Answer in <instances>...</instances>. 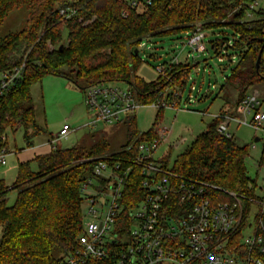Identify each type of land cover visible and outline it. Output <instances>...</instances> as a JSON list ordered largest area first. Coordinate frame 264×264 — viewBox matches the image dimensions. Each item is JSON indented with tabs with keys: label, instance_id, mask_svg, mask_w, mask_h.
I'll return each mask as SVG.
<instances>
[{
	"label": "trees",
	"instance_id": "16d2710c",
	"mask_svg": "<svg viewBox=\"0 0 264 264\" xmlns=\"http://www.w3.org/2000/svg\"><path fill=\"white\" fill-rule=\"evenodd\" d=\"M137 1L141 9L130 8L128 0H0V28L17 9L25 8L29 14L24 29L0 36V74L25 64L22 81L0 102V131L22 128L27 148L31 147V140L42 133L31 88L47 76L72 81L82 90L107 82L127 83L142 105L162 100L161 94L167 91L183 90L190 70L198 63L192 67L175 65L156 81L147 83L137 75L143 63L139 45L147 35L183 37L194 32L197 23L202 24L204 31L230 28L235 33L233 45L217 43L238 55L237 66L225 84L237 92L236 109L253 87L264 82V11L256 10L254 18L248 19V5L253 0H151L150 4ZM67 8L77 10L76 15L62 17L60 11ZM80 20L89 23L84 26ZM64 31L67 44L63 42ZM213 49L219 55L220 50ZM162 114L158 110L156 120ZM123 123L127 144L123 151L111 155L114 157L128 156L126 149L132 144L136 154L139 143L147 136L152 138L151 132H139L135 115ZM221 123L222 119H213L170 168L185 178L252 196L258 184L247 176L250 148L222 137L217 132ZM106 136L104 132L93 133L88 149L55 148L33 162L19 163L13 186L18 194L12 207L6 201L10 188L0 180V264H56L72 251L84 227L81 182L96 165L90 159L109 156ZM170 153L171 150L164 158L165 167H169ZM263 165L264 147L260 166ZM139 176L126 187L127 208L146 196ZM215 197L229 200L224 194ZM55 250L60 258L55 257ZM115 260L111 255L87 264H116Z\"/></svg>",
	"mask_w": 264,
	"mask_h": 264
},
{
	"label": "built area",
	"instance_id": "2783aa9c",
	"mask_svg": "<svg viewBox=\"0 0 264 264\" xmlns=\"http://www.w3.org/2000/svg\"><path fill=\"white\" fill-rule=\"evenodd\" d=\"M261 1L264 0H253L248 5V19L254 18ZM128 5L132 9L142 8L137 0H128ZM76 13L73 8L60 11L65 19ZM80 23L86 26L89 21ZM148 39L141 41L140 50L147 47ZM183 39L188 58L209 52L207 32L202 28ZM214 47L220 50L219 55L224 52V46L217 42L211 46ZM228 58L232 63L229 55ZM176 59L156 67L158 75L170 71ZM24 69L25 64L0 74V102L22 81ZM181 93L167 91L161 94V102L142 105L130 86L89 87L84 90L83 104L89 113L84 128L95 129L98 124L115 126L143 107L180 111L177 100L182 98ZM169 97L174 100L169 101ZM260 108L257 95L248 94L236 109L238 117L220 116L222 123L217 132L234 140L229 132L230 123L263 131L264 112ZM71 132L72 128L64 125L51 142L53 148ZM150 132L152 138L147 136L139 143L136 154L132 144L126 149L128 156L90 160L96 165L80 186L84 200L83 231L72 251L56 264H87L111 255L116 264H264V190L257 185L252 196L236 194L175 174L164 166L165 154L185 140L171 143L173 129L169 127L155 126ZM5 140L1 138L2 142ZM162 146L165 149L161 150ZM9 156L8 149L1 146L0 167L7 165ZM136 176L142 179L146 196L127 208L126 187ZM215 194H224L229 200L220 201Z\"/></svg>",
	"mask_w": 264,
	"mask_h": 264
},
{
	"label": "rangeland",
	"instance_id": "374dc122",
	"mask_svg": "<svg viewBox=\"0 0 264 264\" xmlns=\"http://www.w3.org/2000/svg\"><path fill=\"white\" fill-rule=\"evenodd\" d=\"M28 19L29 14L25 8L15 10L1 26L0 36L4 37L9 33L21 31L26 27ZM195 28H203V26L197 23ZM206 32L210 43L209 52L204 55L196 54L194 59L188 58V50H183L182 46L184 39L179 36L155 38L147 35L145 37L149 38L146 42L147 47L140 50V59L143 63L137 75L147 83H152L159 77L156 67L169 64L176 57L175 64L177 66L192 67L198 63L196 68L190 70L187 84L181 90L182 98L179 99V104L177 103L180 111L160 109L163 114L158 120H156L158 110L152 106L143 107L135 114L140 133L150 132L155 126L169 127L173 129L171 143L176 144L182 138L185 140L177 149H171L169 167H172L176 158L199 135L206 131L207 125L213 119H221L220 116H229L228 114H234L235 112V115H238L236 111L237 92L233 88L225 87L226 78L237 66L238 55L233 50L228 51V55L233 60L231 63L229 62L227 50L224 49L222 54L216 55L215 50L211 48L212 44L217 41H225L233 45L235 33L230 28ZM63 42L67 44V31H64ZM48 46L50 50L53 49L50 43H48ZM105 84L118 85L129 89L127 83L107 82ZM175 85L180 87V83L175 82ZM249 94L257 95L261 102L260 110L264 112V82L253 87ZM31 95L37 125L42 130L41 135L31 140L34 146L47 145L51 142V138H54L62 127L68 124L72 128V132L67 139L60 140L54 145L57 149L65 150L74 147L88 149L92 144L91 135L96 132H104L107 135L110 153L109 156L93 159L115 158L111 155L125 149L127 137L124 123L115 126L98 124L95 129L84 128L89 121L88 110L83 104L84 90L72 81L47 76L31 88ZM229 132L234 135V141L239 146H249V156L246 160L247 176L264 190V165L260 166L264 147V130L256 132L249 127L230 123ZM24 134L22 128L15 131L9 128L3 132L0 131V147H7L12 152V155L8 157L7 165L0 167V180H4L10 188L9 193L6 195L8 207L14 206L18 194V190L13 189L17 178V166L19 160H21L20 156L17 157L16 150L20 155L28 152ZM2 137L6 138L4 142L1 141ZM256 139H259V142H255ZM163 149H165V146H162L161 150ZM32 168L34 171L37 170L34 164H32ZM54 255L57 258L61 257L58 250H55Z\"/></svg>",
	"mask_w": 264,
	"mask_h": 264
},
{
	"label": "crops",
	"instance_id": "0c3cea01",
	"mask_svg": "<svg viewBox=\"0 0 264 264\" xmlns=\"http://www.w3.org/2000/svg\"><path fill=\"white\" fill-rule=\"evenodd\" d=\"M258 10H263L264 11V1H262L260 3V6H259ZM235 113L234 114L231 113V114H228V115L231 116V117H238V115H235ZM65 125H68V124H65ZM52 140H53V137L51 138V142H52ZM51 142H49L47 145H44V146H34V144L32 143L31 147L27 148L28 152H24L21 155L19 154L18 150H16V155H18L17 157H19V156L21 157V160H19V163L33 162V160L36 157H38V156H43V155L50 154L54 150L53 146L51 145ZM8 151H9L10 156H11L12 152L9 149H8ZM33 164L35 165V163H33Z\"/></svg>",
	"mask_w": 264,
	"mask_h": 264
},
{
	"label": "water",
	"instance_id": "95a60500",
	"mask_svg": "<svg viewBox=\"0 0 264 264\" xmlns=\"http://www.w3.org/2000/svg\"><path fill=\"white\" fill-rule=\"evenodd\" d=\"M136 55H139V50L136 51ZM260 59H261V53L259 54L257 62H256V69L257 70L259 68ZM255 142H259V139H256Z\"/></svg>",
	"mask_w": 264,
	"mask_h": 264
}]
</instances>
